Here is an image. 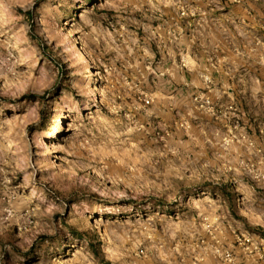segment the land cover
<instances>
[{
    "label": "rangeland",
    "instance_id": "1",
    "mask_svg": "<svg viewBox=\"0 0 264 264\" xmlns=\"http://www.w3.org/2000/svg\"><path fill=\"white\" fill-rule=\"evenodd\" d=\"M0 264H264V0H0Z\"/></svg>",
    "mask_w": 264,
    "mask_h": 264
},
{
    "label": "bare ground",
    "instance_id": "2",
    "mask_svg": "<svg viewBox=\"0 0 264 264\" xmlns=\"http://www.w3.org/2000/svg\"><path fill=\"white\" fill-rule=\"evenodd\" d=\"M78 41H79V40H77V42H76L75 45H78ZM93 75H94V73L92 72V73L90 74L91 77H88V80L92 79V78H93ZM96 88H97V86H94V89H96ZM95 97H96L95 101H98V96L95 95Z\"/></svg>",
    "mask_w": 264,
    "mask_h": 264
},
{
    "label": "built area",
    "instance_id": "3",
    "mask_svg": "<svg viewBox=\"0 0 264 264\" xmlns=\"http://www.w3.org/2000/svg\"><path fill=\"white\" fill-rule=\"evenodd\" d=\"M146 102L149 103V102H150V99L147 98V99H146Z\"/></svg>",
    "mask_w": 264,
    "mask_h": 264
}]
</instances>
